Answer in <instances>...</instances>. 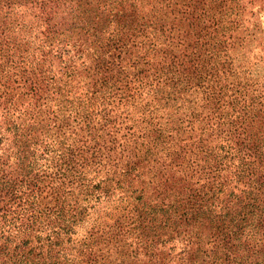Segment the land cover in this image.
I'll use <instances>...</instances> for the list:
<instances>
[{
    "label": "trees",
    "instance_id": "obj_1",
    "mask_svg": "<svg viewBox=\"0 0 264 264\" xmlns=\"http://www.w3.org/2000/svg\"><path fill=\"white\" fill-rule=\"evenodd\" d=\"M229 1L82 3L87 36L69 39L66 46L75 42L96 53L93 58L97 56V68L103 76L102 81L91 83L92 103L84 106L83 113H67L66 123L62 120L56 125L58 139L66 142L64 151L60 149L53 158L44 152L34 156L22 134L29 118L27 108L8 105L4 99L0 102V264H70L68 252L75 244H82L81 249L91 245L93 249L82 252L81 259L93 264H190L196 260V264H264V103L257 99L264 78L250 70L244 54L254 33L262 34L263 28L262 22L255 20L259 9ZM243 10L254 17L249 26L242 22ZM125 14L131 17L129 25L139 28L145 37L129 57L123 55L122 61L110 62V48L98 53L105 47L99 38L114 32ZM34 41L44 49L43 41ZM113 42L124 43L120 37ZM121 48L115 47L114 59ZM104 52H108L107 60L102 59ZM199 53L205 58L197 61L198 67L194 59ZM130 59V64L120 67ZM44 66L43 62L38 70L34 67L32 81L20 78L24 88L28 84L33 89L43 81ZM175 67L188 73L180 76L186 78L184 81L175 78L178 74L173 77ZM221 76L227 80L224 86L200 90L205 80ZM181 82L200 90L184 98L182 110L197 120L200 128L187 134H195L188 137L194 148L185 151L188 143L184 142L171 153L167 151L170 146L163 147L176 136L164 123L176 117V104L181 101L174 102L169 90ZM107 91L119 102V108L124 102L133 108L137 107L134 101L142 102L141 133L134 132L132 125L115 122L108 109L101 116L104 123L97 127L101 133L88 136L87 131L99 121L97 105L108 99ZM198 100L202 101L199 110L194 106ZM103 145L117 151L111 171H104L112 158L101 156ZM157 147L164 156L149 165L154 154L151 150ZM100 156L105 160L92 163L95 167L89 173V159ZM145 173L161 183L156 194L149 195ZM117 191L128 200L124 205L112 201ZM98 212L107 217L117 212L115 220L127 214L129 219L117 226L123 230L107 240L119 245L109 259L107 249L101 252L96 245L106 243L107 248L104 236H95L97 231L91 236L83 230L89 217L94 220ZM186 213L197 218L194 234L209 246L203 257L176 249L158 235L176 226L178 217ZM134 225L137 230L132 233Z\"/></svg>",
    "mask_w": 264,
    "mask_h": 264
},
{
    "label": "rangeland",
    "instance_id": "obj_2",
    "mask_svg": "<svg viewBox=\"0 0 264 264\" xmlns=\"http://www.w3.org/2000/svg\"><path fill=\"white\" fill-rule=\"evenodd\" d=\"M9 1L10 0H0V102L4 99L8 105L20 104L23 108H27L29 118L22 127V134L29 152L34 156H38L44 152L49 155V158H53L56 152L60 149L64 151L66 148V142H63L62 138L58 139L59 133L56 125H59L62 120L66 123L67 113H73V111L83 113L84 106L92 103V99L90 98L91 83L96 82L98 79L102 81L103 72L100 71V67L97 68V56L93 58L96 53H93L90 49L85 50L79 47V45L75 44L73 41L74 46H66V42H68L69 39L81 40V38L87 36V33H84L83 26L85 22L83 16L85 12L83 11L82 3L85 0H15V4H10ZM19 3L21 4L20 6ZM229 3L238 6L242 5L245 8L259 9V15H256L257 17H255V20L262 22L261 27L263 28V33H254V40L251 41L250 46L246 48L244 54L246 55V64L250 66V70L255 69L253 72H256L260 78L263 79L264 0H230ZM132 4H134V2ZM135 4L138 5V2L136 1ZM157 8L158 4L156 10ZM241 17L243 24L246 25L254 18H251L244 10ZM137 18H139V16H137ZM130 19L131 17L125 14L122 20H120L123 21L122 23L117 25L114 22V25H117L114 32H105L99 38L100 42H102L105 47L98 49V53L110 48L109 52L113 56L109 58L110 62L114 60L117 62L122 61L121 58L123 55L128 56V54H132L133 51L136 50L135 46L138 45L140 41L144 40L145 36L143 32L136 26L129 25L132 22ZM123 24L129 26L125 28ZM92 33L96 34L95 32ZM118 37L124 42L123 44L113 42L118 40ZM37 38L43 41L45 45L44 49H40L36 41H34ZM119 45H121L122 48L116 60L114 59L117 53L115 47ZM124 50L126 51L123 52ZM207 50L209 53L212 52L208 48ZM192 51L193 49L191 52ZM185 52H189V49ZM107 54L108 52L103 53V60H107ZM203 58H205L204 54L199 53L194 59V63L199 67L200 64L197 63V61ZM131 60L132 59L126 63L123 62L120 67L130 64ZM43 62L45 64L42 68L45 72L43 73V81L33 89H31V86L28 84H26L24 88V83L21 82L20 78L23 76L27 78L28 81H32V78L36 75L34 67L38 70ZM175 69L177 71H175V74L173 73V77L178 74L175 78L184 81L186 78H181L180 76L188 75V73L181 72L180 70L182 69L179 67H175ZM171 70L174 72L173 69ZM115 71H117V68L114 69V72ZM212 73L214 74V72ZM224 77L225 76H221L220 79L215 81L205 80L200 90L203 89L204 86L208 89L213 85L217 87L224 86V82L227 81L224 80ZM189 83H191V81H189ZM200 90L192 84L187 85L185 82H181L175 89L169 90L173 94L174 102L176 99H180L181 102L176 104L179 105V108L176 110V117L164 123V128L168 132L173 131L172 133L176 136L175 141L163 147L164 150H166L165 147L170 146L167 151L173 153L172 151L179 149V146L184 142L188 143V145L183 148L185 151L188 152L189 149L194 148L191 139L188 137L194 136L195 134H187L192 129L197 130L200 128V124L197 120L185 116L182 110L186 103L184 98H187L190 92L196 93ZM107 93L108 99L104 103H99L97 105L98 114H96V119L99 121L93 125L89 132L87 131L88 136L101 133L98 131L99 129H97V127L100 126L101 123H104L101 121V116L103 117L104 112L108 109L112 111L109 117L111 118L112 115L115 118V122L118 124L122 123L123 125H132L131 127L135 128L134 132L141 133L143 131V124L140 123L139 125V122L143 123V117L140 114V112L144 111V108L141 107L142 102L134 101L133 104L137 102L136 108L128 105L131 103L124 102V104H122L124 107L119 108V102L116 98H112L110 92L107 91ZM200 96L201 93L198 92L197 98ZM257 99L264 103V86L261 88V92L258 94ZM201 103L202 101L198 100L194 104L197 110H199L197 107ZM225 103H227V100ZM94 107L95 106H92L90 108ZM118 110L122 113L127 112L128 114L124 113L118 116L120 114ZM205 110L206 108L201 109L202 113ZM130 116L132 119H129ZM176 118H182L183 120L190 119L191 122H178ZM138 126L141 127L138 128ZM115 137V140L119 143L117 136ZM124 140H126V138ZM102 147L104 151L101 153V156L105 154L109 156V158H112L110 160L108 159L104 171H111L114 169L113 165L117 160V151H109L104 145ZM151 153L155 155L152 154V160L149 161V165L155 163L160 156H164L163 150L160 147L152 149ZM89 155L90 153L87 154V156ZM101 156L95 157V159H89L91 160L89 163H101L105 160V158ZM92 167H95V164L90 165L88 168L89 173H91L90 168ZM145 174L144 180L149 181V183L145 185L147 190H150L149 195L156 194L159 190L158 186H161V183L152 178L149 174ZM112 198V201H119L122 205L128 202L125 196L118 191L112 195ZM123 199L125 200L124 202ZM113 207L115 208V206ZM116 215L117 212L107 217L102 216V214L98 212L94 220H89V217L84 224L85 228L83 230H87V233L91 236L97 231L95 236L103 235L107 242L108 239H111L123 230L117 228V226L124 225L129 221L127 214L117 216L118 220H115ZM197 223V218L186 213L178 217L176 226H172L168 231H163L158 235L160 238L168 239L169 244L176 249L184 248L189 254L191 253L203 257L202 253L205 252L209 246L207 244L204 245V241H198V238L194 234ZM103 224L110 226V229L104 227ZM90 225L95 227L90 229ZM133 227L136 226L134 225L131 228ZM83 230L80 232L84 233ZM135 230H137V228H133L132 233H135ZM112 241L110 243L107 242V248H104L106 243L96 244L101 248V252L107 249L109 252L108 259L112 256L114 249L119 247V245H114ZM81 245L82 244L72 245L70 252H68L70 253L68 256L71 262L70 264H93L86 263L84 262L85 259H81L82 252L88 253L93 248L89 245L87 247L83 246L81 249ZM140 258L142 262L143 257L140 256ZM196 262L197 260L190 264H196Z\"/></svg>",
    "mask_w": 264,
    "mask_h": 264
}]
</instances>
